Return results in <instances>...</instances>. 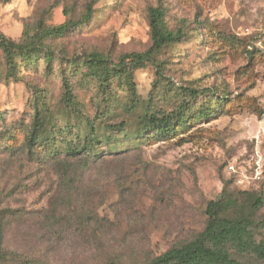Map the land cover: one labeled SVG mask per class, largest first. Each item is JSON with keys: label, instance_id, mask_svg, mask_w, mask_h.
Masks as SVG:
<instances>
[{"label": "rangeland", "instance_id": "obj_1", "mask_svg": "<svg viewBox=\"0 0 264 264\" xmlns=\"http://www.w3.org/2000/svg\"><path fill=\"white\" fill-rule=\"evenodd\" d=\"M91 2L89 19L48 41L51 62L44 55L28 64L18 59L9 75L0 49V222L5 248L20 253L8 264H148L202 232L208 203L224 190L241 202L247 191L264 198V0H0V32L19 40L39 19H83ZM157 5L170 29L185 32L158 56L167 78L146 66L103 84L85 59L101 53L118 62L147 50L149 8ZM211 88L228 91L230 101L209 118L167 140L132 138L151 114L198 115L214 106ZM37 113L57 125L55 149L66 147L64 139L81 141L90 130L86 120L95 121L97 153L105 159L87 168L58 161L42 141L29 154ZM59 163L73 164L72 200ZM56 211L59 219L51 218ZM81 212L88 224L74 222ZM251 215L260 242L264 205ZM231 251L247 264H264L254 252Z\"/></svg>", "mask_w": 264, "mask_h": 264}, {"label": "trees", "instance_id": "obj_2", "mask_svg": "<svg viewBox=\"0 0 264 264\" xmlns=\"http://www.w3.org/2000/svg\"><path fill=\"white\" fill-rule=\"evenodd\" d=\"M93 2L89 3L88 10L83 19L73 20L68 18L65 22L58 25H47L43 19H39L34 32L30 31V24L23 37L15 40L7 37L0 32V49L5 55L8 66V74H16L19 61L30 63L44 55L50 62L53 59L54 51L51 49L49 40L64 36L69 30L79 26L82 22L89 19L93 12ZM65 15H69V11L65 10ZM149 23L152 36L151 46L143 52L127 53L121 57L118 62H111L101 53L90 54L86 59V65L89 66L92 74L98 79L105 82L114 76H125L131 78L139 69L146 66H152L159 78H167L164 72L163 64L158 56L166 48L181 43L185 37L183 28L177 30L170 29L166 22V10L160 5L151 6L149 8ZM67 100L70 104H74L72 93L67 84ZM185 93L191 96L200 95V91L194 87H182ZM213 93L216 98L214 106L202 107L198 115H187L185 109H180L177 113L157 116L149 115L141 126L133 133L132 138L145 137L156 138L157 140H167L175 134L178 129H183L189 122L196 121L201 118H209L212 113L219 111L221 106L230 101V93L228 91L218 92L211 88L209 92ZM69 94V95H68ZM33 130L28 138L29 154H36V147L42 141L47 146L52 145L50 153L54 155L58 161L66 162L77 160L82 163L84 168L94 163H98L105 159L104 155L97 153L96 145L102 142V138L98 135L96 122L87 119V128L89 132L78 143L68 142L65 140L66 147L55 149V137L57 133V125L51 119L42 117L37 113ZM49 125H48V124ZM117 127V125H114ZM63 133V132H62ZM108 154H113L108 152ZM64 155V156H63ZM73 164L59 163L58 171L62 178V188L67 199L72 200L76 197L75 182L72 175L75 170L71 168ZM74 176V175H73ZM244 202L239 198L226 195V191L220 198L211 200L206 208L208 222L205 229L200 232L194 239L175 245L159 256L152 258L148 264H247L240 261L232 254L231 248L240 252L251 251L264 260V240L257 242L253 235L255 224L251 212L256 211L264 205V198L255 192H245ZM246 210H249L246 211ZM59 211L52 214L51 218H58ZM82 215V216H81ZM74 222L79 224H88L89 221L83 218V214L78 213ZM61 217V216H60ZM4 225L0 222V264H8L19 258L18 252H10L4 246ZM26 263V262H25ZM38 264H44L38 262ZM114 264V263H113Z\"/></svg>", "mask_w": 264, "mask_h": 264}]
</instances>
